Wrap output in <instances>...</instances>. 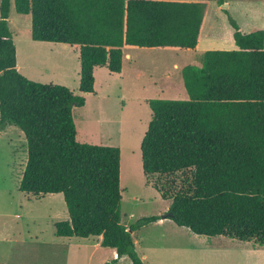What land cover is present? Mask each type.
Instances as JSON below:
<instances>
[{"label":"trees","instance_id":"16d2710c","mask_svg":"<svg viewBox=\"0 0 264 264\" xmlns=\"http://www.w3.org/2000/svg\"><path fill=\"white\" fill-rule=\"evenodd\" d=\"M11 1L17 13L30 14L33 40L78 46L82 94L94 93L95 67L121 71L125 47L195 49L206 2L0 0V128L12 124L25 138L18 189L62 194L68 219L54 223L56 236L100 235L114 261L127 256L130 264H144L132 232L162 217L196 234L264 246V30L244 33L228 15L236 48L205 50L201 66L181 68L188 99L146 100L142 172L170 205L163 216L126 226L119 147L77 141L72 108L84 98L17 70Z\"/></svg>","mask_w":264,"mask_h":264},{"label":"rangeland","instance_id":"374dc122","mask_svg":"<svg viewBox=\"0 0 264 264\" xmlns=\"http://www.w3.org/2000/svg\"><path fill=\"white\" fill-rule=\"evenodd\" d=\"M205 2L204 25L195 49L135 47L133 50V47H125V52L131 49L137 68L139 63L147 72L138 74L135 66L124 59L120 73H99L95 92L82 94L78 90L69 48L62 43L46 45L48 42L33 40L30 14L17 13L11 1L8 23L16 49L17 70L23 74V68L28 67L35 77L38 73L49 76L52 72L59 76L62 83H53L63 84L73 94L84 98L82 106L72 108L76 140L119 147L120 215L126 226L143 216H163L170 205L168 199H163L146 182L142 172L140 141L151 110L136 98L149 95L152 98L188 99L183 85L172 90L180 82L181 68L188 64L201 66V55L205 50L236 48L228 15L244 33L264 30V0H226V8H221L217 0ZM50 46H54L53 51L64 53L59 69L50 66L56 63L54 61L47 63L48 67L38 65V59L46 63L42 55ZM166 73L171 82L167 87L161 84ZM161 86L163 90L172 89L163 95ZM26 159L23 133L12 124L3 125L0 128V263L74 264L67 254L68 244L77 239L58 237L54 231L55 222L68 219L62 194L37 197L18 189ZM156 178L153 176L150 181ZM165 219L133 231L137 252L142 253L147 247L156 248L149 252L148 264H264V246L222 235L191 233L187 227ZM161 247L169 248L166 251ZM98 254H93L92 264H97ZM117 264H130V260L123 256Z\"/></svg>","mask_w":264,"mask_h":264},{"label":"crops","instance_id":"0c3cea01","mask_svg":"<svg viewBox=\"0 0 264 264\" xmlns=\"http://www.w3.org/2000/svg\"><path fill=\"white\" fill-rule=\"evenodd\" d=\"M203 25H204V22H203ZM203 25H202V28H203ZM201 32H202V29H201ZM201 32H200V35H201ZM199 39H200V37H199ZM40 42L46 43L45 41H40ZM49 43H51V42L46 43V45H54V44H49ZM62 44L66 45V47L69 48L70 53L72 54V58H73L72 62L74 64L73 65V71H75V76H76V78L78 79V82H79V69H80V62L78 60L79 59L78 58L79 48L75 44L74 45H69V44H66V43H62ZM53 47L54 46H50L48 48V51H45V53L42 55V57H43L42 59H45L46 63H43L40 59H38V65L39 66L48 67L47 63L54 61L56 63L55 64L51 63L50 66H52V68L54 66V67L59 69V67L61 66L60 64L64 61V59H63L64 58V53L63 52H55V51H53ZM235 47H236V45H235ZM134 48L135 47H133L131 49L134 50ZM131 49H129L128 52H125V50H124V57L122 59V62H123L124 59H128L129 64L132 63L135 66V68L137 69V73L138 74L146 73L147 71H145L143 67L141 68L139 66V63H138V68H137V65L135 63L136 61H134L132 59V53L130 51ZM161 49H171V48H161ZM173 49H175V48H173ZM17 67L18 66L16 65V68ZM23 69H24L23 74L28 79H31V80H34V81H38V82H42V83H53L54 81L62 83V81L59 80V76H57V75L55 76L53 74V72L49 76H46L44 74L42 75V74L38 73V77H35L34 72L30 71L28 69V67H24ZM121 71H122V69H121ZM99 73H104L105 74V73H112V72H109L108 69L105 66H97V67H95L94 68V72H93V74H94V86H95V84L97 82V77H98ZM169 76L170 75L168 73L165 74V78L161 82L162 85L166 84V87L167 86H171V82L169 80L170 79ZM58 84H60V83H58ZM181 85H183V81H182V77L180 75V82H177V84H175L176 88H174V89L169 88V89L178 90V89H180ZM162 88L163 87L161 86L160 87V89H161L160 93L163 94V95L165 94V92L169 91V89H164L163 90ZM94 92H95V88H94ZM150 98H152V97H149V95H143V97H140V96L137 97L136 100L137 101L142 100L144 103H146V100L150 99ZM162 99H167V98H162ZM109 133L111 134V132H109ZM109 139H111V137H109ZM101 145H103V144H101ZM112 146H115V145H112ZM53 194H58V193H53ZM165 220L166 219L164 217H162V218H160L159 220H157L156 222H154L152 224L161 223V221H165ZM191 233H194V232L191 231ZM132 234H133V232H132ZM191 235H194V234H191ZM66 238L77 239L74 242H70V240H68L70 242V244H68V250L69 251H68L67 254L70 255V259H71L72 263H74V264H92V257L94 256L93 254H95V253H99L98 254V258H97V260H98L97 264H117L120 260L123 259V256H122V257L118 258L116 261H114V259L117 257L116 256V251L114 249H112V248H107V247L101 246L100 245V241H101V236L100 235L99 236H89V237H75L74 236V237H66ZM91 239H93V241ZM133 240H134V244H135V248H136V245H137L136 239H133ZM161 248H163V250L167 251L169 247H161ZM171 248L173 249V247H171ZM151 250L155 251L156 248L147 247L146 251H143L142 253L138 252V254L141 257V259L143 260L144 264H148L146 262V258H147L148 254H149V252Z\"/></svg>","mask_w":264,"mask_h":264},{"label":"water","instance_id":"95a60500","mask_svg":"<svg viewBox=\"0 0 264 264\" xmlns=\"http://www.w3.org/2000/svg\"><path fill=\"white\" fill-rule=\"evenodd\" d=\"M220 6H221V8H226V7H227V3L224 2V3H222ZM116 256H117V253H116Z\"/></svg>","mask_w":264,"mask_h":264}]
</instances>
